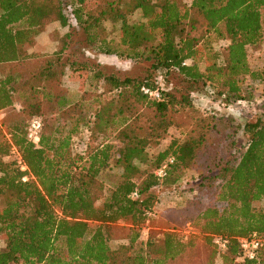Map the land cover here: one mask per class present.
<instances>
[{
  "label": "trees",
  "instance_id": "obj_1",
  "mask_svg": "<svg viewBox=\"0 0 264 264\" xmlns=\"http://www.w3.org/2000/svg\"><path fill=\"white\" fill-rule=\"evenodd\" d=\"M135 11L142 22H129ZM22 21L24 28L12 29ZM103 21L118 24L125 47L118 54L148 62L146 73L120 77L96 64L62 58L72 30L92 48L116 54L97 39ZM52 23L74 29L57 38L49 55L19 54ZM219 26L227 40L225 60L221 67L207 64L200 71L199 43ZM263 38L264 0H0V111L18 107L8 115L10 124L3 120L0 133V264L190 263L193 238L184 240L172 228L149 234L133 250L139 228L153 213L158 188L176 185L187 170L195 181L188 190L192 196L178 208L180 223L207 236L206 264L215 256L222 264L237 258V238L264 234V206L252 208L254 202L264 204V120L242 125L246 141L241 144L231 116L198 112L191 100L207 88L224 105L250 102L253 90L247 96L243 88V79L252 77L244 48ZM66 69L89 71V83L98 89L91 93L88 115L81 109L84 94L69 100L61 85ZM170 71L177 83L163 90L158 79ZM140 88L156 91L158 98ZM31 119L41 125L36 145L26 139ZM170 127L181 140L148 160L147 143L161 139ZM76 135L85 136L77 152ZM11 149L25 171L16 161L3 162ZM167 158L172 164L157 180L154 172ZM110 162L120 173L105 195L98 178ZM114 231L120 235L114 237ZM213 236L228 239L224 250L212 244ZM112 239L125 244L111 249ZM260 252L242 262L255 263Z\"/></svg>",
  "mask_w": 264,
  "mask_h": 264
},
{
  "label": "rangeland",
  "instance_id": "obj_2",
  "mask_svg": "<svg viewBox=\"0 0 264 264\" xmlns=\"http://www.w3.org/2000/svg\"><path fill=\"white\" fill-rule=\"evenodd\" d=\"M184 4L189 0H183ZM122 12L127 10V5L123 2L120 5ZM143 19L139 11L133 12L129 16L130 23L142 22ZM102 30L97 39H103L110 49L116 54H103L96 48H92L89 44L84 42L83 34L78 30H72L70 40L66 44V48L62 53V58L66 60L82 62L86 64H96L104 72L113 71L120 77L124 76H142L144 72L148 70L149 63L146 61H133L125 58V55H119L118 52H124L125 47L120 44V32L118 30V24L111 23L109 21L101 22ZM25 27V23L19 22L12 26L13 30L22 29ZM47 28V29H46ZM45 29L44 35H39L34 39L33 44L29 47L19 51V54H33V55H49L56 48V41L59 36L68 32L74 27L61 28L57 23H52ZM199 55L200 60L197 67L200 71H203L207 64H215L221 67L227 52V40L226 35L221 26L218 28V33L211 32L207 34L199 43ZM246 61L248 68L251 72V76L243 79L244 87L246 88V95H249V88L253 90V96H251L250 102L241 101L234 105H224L222 100L216 98L211 94V90L204 88L200 91L192 94V106L198 112L204 113H216L231 116L233 119L232 125L236 134V139L239 143L244 144L246 138L242 135V125L250 120L258 118L264 120V38L262 42H259L255 46H245ZM162 78L158 79L160 83L159 88L163 90H170L172 86L177 83L178 76L174 71L167 73H161ZM90 73L88 72H75L71 69L63 71L61 85L67 92L69 100H78L80 94H84L86 101L82 103V113L88 115L92 110L91 93H97L96 86L89 83ZM157 77V75H156ZM155 77V78H156ZM245 78V77H244ZM249 86V87H248ZM86 92V93H84ZM250 97V96H249ZM248 97V98H249ZM18 107L15 104L12 108L0 111V133L4 135V121L6 124H10L8 118L9 113L17 111ZM4 120V121H3ZM2 123V124H1ZM85 140L84 135H76V139L73 141V150L79 151L82 149V143ZM172 140H181V135L175 127H170L161 139L150 140L145 149L147 159H153L158 152H161ZM111 141V142H110ZM114 147H116V141L110 140ZM18 156L16 152L11 149L8 156L3 158V162L17 161ZM179 177V181L176 185H171L170 182L166 185H162L156 191L157 201L153 209V213L149 214L146 222L139 228V238L136 244L133 246L135 251L142 247L149 234H159L161 232H167L169 230L174 231L175 234L184 238H193L195 248L192 249V258L190 263H184L178 261L173 264H206L207 258L211 253V247L208 242L207 236L201 234L198 229L189 227L188 224L180 223L177 216L178 208L180 207L181 200L190 198L192 196L188 190L194 184V175L192 171H183ZM119 169L114 163L110 162L107 169L99 174L98 180L103 185L104 194L106 195L108 190L116 184L119 178ZM172 189V190H171ZM2 206V199L0 198V207ZM264 204L262 201L252 203V208L255 211H261ZM116 227H122L120 223L115 224ZM120 232L114 231L113 236L117 237ZM125 244L122 240L112 239L108 241V245L111 249H115L118 245ZM214 263L222 264L221 258L215 256ZM230 264H245L242 260L235 258ZM253 264H264V248L258 255V259Z\"/></svg>",
  "mask_w": 264,
  "mask_h": 264
},
{
  "label": "built area",
  "instance_id": "obj_3",
  "mask_svg": "<svg viewBox=\"0 0 264 264\" xmlns=\"http://www.w3.org/2000/svg\"><path fill=\"white\" fill-rule=\"evenodd\" d=\"M140 91L142 94L146 95L151 99L158 98V93L156 91L151 92L146 88H140ZM40 127L41 125L38 119H31L26 127V139L33 145H36L38 142V134L40 131ZM16 163L19 165V170L21 172L26 170L25 167L19 161V159L16 161ZM170 164H172V158H167L155 170L154 176L157 178V180L163 179ZM25 180H26V176H22L20 179L21 182H25ZM211 242L218 250L222 251L225 249L228 243V239L213 236ZM237 245H238L237 259L252 260L255 257L256 252L264 248V234L251 233L247 237L237 238Z\"/></svg>",
  "mask_w": 264,
  "mask_h": 264
}]
</instances>
